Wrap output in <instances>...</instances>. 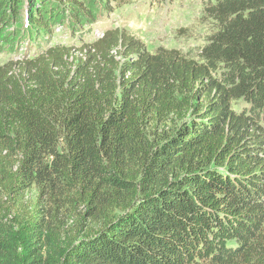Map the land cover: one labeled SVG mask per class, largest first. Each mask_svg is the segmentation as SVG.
Masks as SVG:
<instances>
[{
  "label": "trees",
  "instance_id": "16d2710c",
  "mask_svg": "<svg viewBox=\"0 0 264 264\" xmlns=\"http://www.w3.org/2000/svg\"><path fill=\"white\" fill-rule=\"evenodd\" d=\"M122 1L0 0V30ZM204 18L198 60L106 29L0 65V264H264V0Z\"/></svg>",
  "mask_w": 264,
  "mask_h": 264
},
{
  "label": "rangeland",
  "instance_id": "374dc122",
  "mask_svg": "<svg viewBox=\"0 0 264 264\" xmlns=\"http://www.w3.org/2000/svg\"><path fill=\"white\" fill-rule=\"evenodd\" d=\"M208 3L209 0H123L111 6L112 12L98 8L95 23L84 29L72 30L67 24L55 26L54 37L42 38L40 43L25 37L16 25H5L0 36L8 42L0 40V65L31 60L56 45L71 49L74 53L71 57H79L75 52L94 43L98 40L95 33L106 29L126 31L141 40L151 54L159 49L177 50L198 60L216 30L213 22L204 18Z\"/></svg>",
  "mask_w": 264,
  "mask_h": 264
},
{
  "label": "built area",
  "instance_id": "2783aa9c",
  "mask_svg": "<svg viewBox=\"0 0 264 264\" xmlns=\"http://www.w3.org/2000/svg\"><path fill=\"white\" fill-rule=\"evenodd\" d=\"M104 34H105V31L100 33V32H97L95 33V38L97 39H102L104 37Z\"/></svg>",
  "mask_w": 264,
  "mask_h": 264
}]
</instances>
